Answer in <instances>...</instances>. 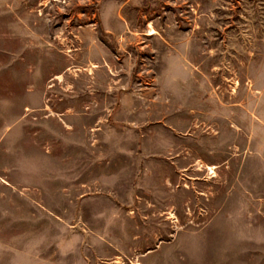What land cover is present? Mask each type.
<instances>
[{"label": "rangeland", "instance_id": "rangeland-1", "mask_svg": "<svg viewBox=\"0 0 264 264\" xmlns=\"http://www.w3.org/2000/svg\"><path fill=\"white\" fill-rule=\"evenodd\" d=\"M0 264H264V0H0Z\"/></svg>", "mask_w": 264, "mask_h": 264}]
</instances>
